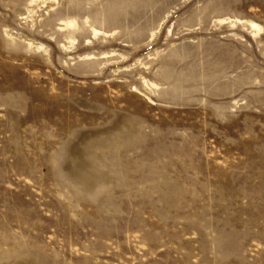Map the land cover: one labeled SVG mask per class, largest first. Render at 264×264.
Instances as JSON below:
<instances>
[{
  "label": "rangeland",
  "instance_id": "obj_1",
  "mask_svg": "<svg viewBox=\"0 0 264 264\" xmlns=\"http://www.w3.org/2000/svg\"><path fill=\"white\" fill-rule=\"evenodd\" d=\"M0 264H264V0H0Z\"/></svg>",
  "mask_w": 264,
  "mask_h": 264
},
{
  "label": "water",
  "instance_id": "obj_2",
  "mask_svg": "<svg viewBox=\"0 0 264 264\" xmlns=\"http://www.w3.org/2000/svg\"><path fill=\"white\" fill-rule=\"evenodd\" d=\"M74 153L76 154H74L73 158L69 156V160H71V164L68 166L69 179L83 184L85 188H89L93 183L103 179L97 173L95 174L93 166L90 165L91 162L88 160L87 153L81 151Z\"/></svg>",
  "mask_w": 264,
  "mask_h": 264
},
{
  "label": "bare ground",
  "instance_id": "obj_3",
  "mask_svg": "<svg viewBox=\"0 0 264 264\" xmlns=\"http://www.w3.org/2000/svg\"><path fill=\"white\" fill-rule=\"evenodd\" d=\"M35 1H37V0H32V3H34ZM53 1H57V0H53ZM68 22H66V24H67ZM70 26V28L72 27V29H73V27H75V22H69V24H68V27ZM257 26L256 25H253V28H256ZM147 84V83H146Z\"/></svg>",
  "mask_w": 264,
  "mask_h": 264
}]
</instances>
